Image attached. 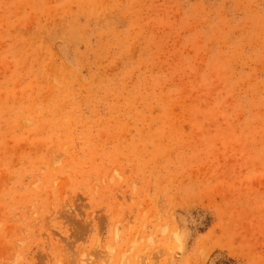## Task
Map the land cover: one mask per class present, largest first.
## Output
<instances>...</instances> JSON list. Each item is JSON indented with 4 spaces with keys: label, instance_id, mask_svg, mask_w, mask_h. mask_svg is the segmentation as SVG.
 <instances>
[{
    "label": "rangeland",
    "instance_id": "obj_1",
    "mask_svg": "<svg viewBox=\"0 0 264 264\" xmlns=\"http://www.w3.org/2000/svg\"><path fill=\"white\" fill-rule=\"evenodd\" d=\"M0 264H264V0H0Z\"/></svg>",
    "mask_w": 264,
    "mask_h": 264
}]
</instances>
